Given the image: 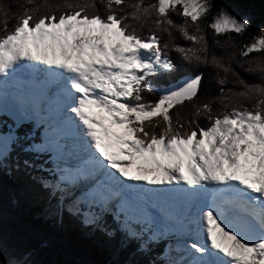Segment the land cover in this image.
I'll return each instance as SVG.
<instances>
[{
  "label": "snow or ice",
  "instance_id": "snow-or-ice-1",
  "mask_svg": "<svg viewBox=\"0 0 264 264\" xmlns=\"http://www.w3.org/2000/svg\"><path fill=\"white\" fill-rule=\"evenodd\" d=\"M65 3L68 10L59 15L56 11L34 15L32 8L25 7L12 30L5 19L0 28L4 33L0 35V77L8 76L22 61L48 66L49 76L67 73L58 94L65 110L82 123V135L102 169L152 185H188L189 189L175 190L189 199L206 184H215L224 186L218 192H233L264 205V99L254 109L234 107L216 116L205 103L202 109L209 114L210 125L193 128L195 121L189 120L185 121L189 130L181 131L183 117L177 113L174 121L171 111L198 96L202 76L188 77L163 90L156 102H145L142 95L157 90L149 78L175 69L165 51L169 44H161L158 31L171 35V29H178L194 46L173 45V50L189 63H208V43L200 21L209 17L214 7L211 0H99L103 13L97 10L96 0ZM173 13L182 18L181 24L171 17ZM130 21L141 28L151 24L149 34L141 35ZM207 26L216 35L242 36L250 23L220 9ZM252 39L253 43L240 47L241 56L264 52V30ZM211 63L225 73L231 71L215 55ZM248 63H255L264 76V58ZM245 87L247 92L239 95L254 92L264 97V86ZM194 115L199 117L201 108ZM161 121L164 127L158 133L154 129ZM252 215L260 221L258 229L250 224L235 226L215 203L207 210L197 209L188 218L196 227L188 233L192 243L185 245L190 257L185 264H264V207Z\"/></svg>",
  "mask_w": 264,
  "mask_h": 264
},
{
  "label": "trees",
  "instance_id": "trees-1",
  "mask_svg": "<svg viewBox=\"0 0 264 264\" xmlns=\"http://www.w3.org/2000/svg\"><path fill=\"white\" fill-rule=\"evenodd\" d=\"M67 2L76 3L78 0ZM96 2L97 10L103 13V5L99 0ZM211 2L214 7L209 17L200 21L208 43V63H189L173 50V45L185 48L194 46L178 29H171V35L158 31L156 34L161 44H169L165 51L175 69L152 77L155 87L159 88L157 91L142 93L145 102H156L161 95L158 90L168 89L188 77L202 76L198 96L171 111L174 121L177 113L183 117L181 123L194 120L193 128L197 124L206 128L211 123L207 119L209 114L202 109L205 103L211 107V115L216 116L224 111L230 112L234 107L254 109L258 101L264 99L254 92L239 95L247 92L245 85L264 86V76L256 64L248 63L249 60L264 58V52H254L248 57L239 53L240 47L253 43L252 38L259 36L264 12L261 16L251 15L250 27L242 36L235 33L216 35L207 25L211 17L223 8V3L222 0ZM25 7L32 8L34 15L50 14L52 11L59 15L61 11L68 10L65 0H32L30 4L29 0H0V28L7 19L8 29L12 30ZM171 17L177 24L182 23V18L174 13ZM130 23L139 29L141 35L149 34L152 27L145 24L141 28L134 21ZM0 35L4 33L0 31ZM213 55L226 67L230 66L231 71L225 73L223 68L212 64ZM197 108H201L199 117L194 115ZM0 125L8 128L4 123ZM163 127L161 121L154 130L159 133ZM185 130H189L187 123L181 129ZM39 131L33 124L16 126L12 150L8 157L0 161V264H164L161 259L164 251L162 242L149 239L145 231L137 229L138 234L132 237L127 228L120 227L117 220L110 217L105 219L103 227H97L98 223L86 225L81 219L83 213L68 211L65 205L62 210L55 206L57 196L44 183L45 179H52L43 168H39L46 161H38L32 155L33 142L41 140Z\"/></svg>",
  "mask_w": 264,
  "mask_h": 264
},
{
  "label": "rangeland",
  "instance_id": "rangeland-1",
  "mask_svg": "<svg viewBox=\"0 0 264 264\" xmlns=\"http://www.w3.org/2000/svg\"><path fill=\"white\" fill-rule=\"evenodd\" d=\"M222 3H223L222 9H227L231 14H234L235 16H237L240 19H246L248 21L251 18V15L261 16L264 12V0H222ZM262 30H264V21H263V23H261V25L259 27V35L261 34ZM34 85H37V84H35V83L30 84L31 89H34L33 88ZM173 87H171V88H173ZM52 95H53V92L42 94L40 96V100H39L40 111L37 113L34 105H32V107L30 108V112H29L28 117H37V118L40 117V119H44V123L47 125L48 131L51 134H54L57 132V128L54 127V126H56V124H54V126H53V122H52L51 118L48 117V112H46V110H45V108L48 104V100L51 99ZM27 97H29V95L28 96L26 95L25 98H27ZM32 97L36 98L37 94H35V95L32 94ZM4 98H7V96ZM2 100H3V98H2V96H0V103H2ZM0 110H1V107H0ZM0 112H3V111H0ZM7 113H9V112H7ZM16 118H19L20 120H22V118H26L25 111H24V114L18 115V116H16ZM78 137H79L78 139L82 140L81 141L82 144L86 143V138L84 136H81V134H78ZM87 145H88V142L86 143V145L84 144L83 146L87 147ZM8 148H9L8 141L3 139L2 136L0 135V159H3V157L6 155V151ZM60 148H61V146H60ZM69 148H70V145H69L68 149ZM74 149H76V147H71V150H74ZM56 155H57V153H53V158L55 160L54 168H57V170L59 172V170H61L60 169L61 166L62 167L65 166V169L67 170L69 168L68 164L71 165V162H69L68 154L66 152H62V153L58 154L57 156ZM72 159H74V158H72ZM71 167H73V166H71ZM44 183H45V186H48V187L55 189L54 183L49 182V181L47 182L46 180ZM89 183H93V182L90 181ZM88 185L89 186H87V182L82 181L79 185H76L74 188L66 191L67 197H73L71 200L68 201V204L71 203L73 205L74 203H76L78 200V197H83L82 195L84 194V191H86L88 188L91 190L94 189V186L92 187V185H90V184H88ZM93 185H95V182L93 183ZM79 192L81 195L79 194ZM88 195L91 196V193H89ZM85 201H86V199H85ZM66 202L67 201H64V203H66ZM86 202L89 203V201H86ZM197 206H198V204H197ZM194 212H195V206H194ZM87 217H89L88 221L90 222L91 217L88 214H87ZM101 219H103V218H101ZM138 221L146 222L147 225L145 228H146V230H149L150 222L148 221V217L139 218ZM125 222H127V221L125 220L124 223ZM186 224H187V222L185 221V225ZM155 227L157 228L156 225H155ZM186 227H188V226L186 225ZM150 229L151 230L149 233L153 239L161 238L158 236L161 233H163V231H161V233H159V232H156L153 228H150ZM187 231L188 230H186V232ZM190 232H191V230L188 231V233H190ZM175 234L179 238L178 239L174 238L172 240V241H174L173 245L170 247L169 251H166L164 253L163 257L167 258L170 261V264H178L177 263L178 260L180 261L179 264H185V262L188 259H187L186 255H181V253H183V252H181V249H182V246L184 247V245L192 243V239L189 236V234H187L188 237L187 236L184 237L180 232H177V231H175ZM179 246H181L180 250L177 248ZM183 251L186 252L185 249H183Z\"/></svg>",
  "mask_w": 264,
  "mask_h": 264
},
{
  "label": "bare ground",
  "instance_id": "bare-ground-1",
  "mask_svg": "<svg viewBox=\"0 0 264 264\" xmlns=\"http://www.w3.org/2000/svg\"><path fill=\"white\" fill-rule=\"evenodd\" d=\"M22 63H25L26 66L22 67L20 70H15V68H13L12 70H10V74L8 76L0 77V93L7 96V98H4L3 95H0L3 98L2 103H0L1 110L4 112H9L10 114L15 115V116H18L19 113H22L24 111L25 103L23 102V100L25 99V97H23L22 95L24 93L23 89L25 86H30L31 83L37 84L38 82L47 83L49 77L57 78V79H60V77H61V76L53 77V76L47 75L46 68H48V66H46V65H43L40 63L37 64L35 62H27V61H22ZM28 69L31 70L33 75H34L31 79V81L28 78V73H27ZM38 69L40 71H42V73H40L38 71ZM54 71L59 72L60 70H54ZM9 81L13 82V84L7 86ZM19 89H21V91ZM38 104H39V102H38ZM66 113L69 114L71 120H73L75 122L77 133H79V134H81V136H83L82 135V130H83L82 123L79 121V119L77 117H75V115L73 113H71L69 111H67ZM81 141H82L81 139H77L74 141L62 139L59 141V145H61V148L63 149V151L66 152L69 156V162L74 163L76 160H77V162H80L82 158H87L89 155H91V156L94 155V151H93V149H91L89 147V145H87V147L83 146L84 144L86 145L87 140H86V143H83V144L81 143ZM69 145H70V148H69L70 150L68 149ZM71 147H76V149L71 150ZM72 158H74V159H72ZM83 162H85V160H83L81 163H83ZM60 169L65 170V166L64 167L61 166ZM65 174H67V173H65ZM97 179H98L97 177L96 178L92 177V178H89V181L94 183L95 180H97ZM129 182L131 183L132 187H135V186L140 185V184H145L147 186H150V188L153 189V187H151L153 185L148 184L146 181H131V180H129ZM93 183H87V186H89L88 184H90L93 187L94 186ZM209 185H212V184H206L203 189H198V193H200V195H202V196H204L207 193L206 197H208L207 187ZM185 186H186L185 189L189 188L188 185H185ZM154 188L159 189L160 185H155ZM124 192L128 196L132 195L131 188L125 189ZM193 199H194L193 197L191 199L182 198V202L180 203V208L183 209L184 211H186L187 209L190 208L192 215L194 216L196 214L195 212H197V209H199V202L197 201V199L193 202L192 201ZM208 200H209V197L207 198V201ZM214 203H215V201H214ZM197 204H198V206H197ZM194 206H195V212H194ZM205 209H206V206L202 207L201 210H205ZM260 211H258V212H260ZM226 214H227L229 220L232 221L235 226H237V216H231L227 212H226ZM155 222L161 227V225H160L161 222H158V221H155ZM184 226H185V230H188V231L192 230L191 227L188 228V227H186V225H184ZM188 231H187V234H188Z\"/></svg>",
  "mask_w": 264,
  "mask_h": 264
}]
</instances>
